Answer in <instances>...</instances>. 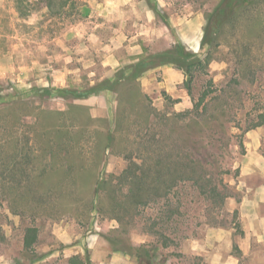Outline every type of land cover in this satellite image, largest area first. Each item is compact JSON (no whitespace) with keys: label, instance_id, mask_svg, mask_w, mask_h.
<instances>
[{"label":"rangeland","instance_id":"obj_1","mask_svg":"<svg viewBox=\"0 0 264 264\" xmlns=\"http://www.w3.org/2000/svg\"><path fill=\"white\" fill-rule=\"evenodd\" d=\"M220 2L156 0L158 13L149 19L127 4L108 12L109 0H80L78 13L66 18L39 0H0V264H92L91 257L104 256L87 247L93 240L135 256L134 264H211L218 245L235 264H264V121L256 126L264 117V0H238L220 35L202 45ZM122 19L121 31L100 30ZM182 37L197 38L186 50L203 56L210 49L212 57L193 80V98L172 60L130 80L134 62L172 50ZM106 78L109 87L88 91ZM105 137L111 146L102 151ZM59 139L77 142L73 161L83 165L76 169L115 175L100 194L101 210L95 199L88 211L94 192L85 173L63 180L62 151L53 155V171L43 173L51 160L47 142ZM12 152L16 160L7 163ZM25 165L36 179L23 180ZM141 171L149 187L157 174L162 183L134 206L125 192ZM27 186L32 195L21 198ZM45 187L59 198L37 211ZM15 200L37 206L12 213L9 206L20 209ZM29 225L38 228L34 249L23 247ZM211 228L224 230L222 242L199 253L193 242ZM81 240L83 253L71 263L69 247Z\"/></svg>","mask_w":264,"mask_h":264},{"label":"trees","instance_id":"obj_2","mask_svg":"<svg viewBox=\"0 0 264 264\" xmlns=\"http://www.w3.org/2000/svg\"><path fill=\"white\" fill-rule=\"evenodd\" d=\"M39 1L46 6L47 10L52 16H61L63 18H66V17H71L73 14H77L79 11L78 9L80 5V0H39ZM237 1L238 0H221L219 5L208 16L206 25L203 30V35L201 38L202 45L207 43V38L212 37V36L213 38H216L220 35L223 24L227 20L229 15L232 13L233 7ZM148 5L155 13H158L159 8L157 6L156 0H154L153 3L148 4ZM211 58L212 57L210 54V49L209 50L207 49V51L203 54V56L202 55L197 56V54H195L194 52L190 50H186V45L184 43H182L181 41H178L172 50L167 49V50L160 51L154 54H148V56L142 57L136 62H134L130 70L131 71L130 80L135 82L137 75L140 72L150 68L154 64V62L163 64V63H167L168 61L172 60L177 63V67L181 69L183 74L185 75L184 87L188 95L191 96V98H193V94H192L193 80L195 79L196 74H199L200 72H203V73L207 72V68L211 61ZM110 85H111V80L109 78H106L98 82L94 86H92L88 91L90 93L98 92L104 88L109 87ZM207 94H208V91H203L200 94V98L198 102L194 104V108H196L200 102L204 101ZM263 121H264V117L261 118L260 122H258L256 126L261 125ZM58 134H62L65 136L67 132H65V130L63 129V130H60ZM13 137L15 136L13 135ZM107 139H106L107 142L103 144L102 151H104L107 147L111 146L110 144L111 140L109 139V137H107ZM47 144L50 146V149H48V151L50 152L51 160L50 162H47L45 164L49 166L47 168L42 169L43 173H46V172L50 173L53 171L54 164H52L53 162L51 161H53V155H55L56 153H59V151H62L65 156L63 158L65 160V163H62V166H61L62 172H63L62 176H63L64 181H68V182L75 181L77 174L85 173L83 168H80V169L75 168L79 165L80 166L83 165L82 162L79 161L77 163L76 161H73V155L80 154V150L78 148L77 142L69 141L65 139H59L55 142L54 141H51V143L47 142ZM69 145H72V146L68 148ZM240 145H242V142H240ZM15 152H12V156L10 155L9 158H7V163H11L16 160ZM26 158L29 159L28 155H26ZM27 159H24V160H27ZM79 159L80 157L77 156L76 160H79ZM25 167L26 165L21 168V172L23 174V180L32 181L33 179H36L34 178V175L31 173V170L29 169V167L28 166L27 168ZM124 176H125V179L128 177V175L126 174ZM148 177L149 176L144 172L142 173V171L138 173L134 172L131 180L129 181L130 186H128L125 192V195H126L127 200L133 203L134 206H137L139 203L146 201L147 197L151 193H153V191L157 190L158 187H155L156 183H162L161 182L162 175L157 174L154 176V179H153V182H155L154 186L149 187L146 184ZM114 178H115V175L113 173H108V174H101V173L95 174L94 172L85 173V177L83 180L86 184L92 186V190L94 192L90 200V203H89L88 211L92 210L93 207H95L94 205L95 199H97V206H96L97 209L101 210L100 205H99L100 194L104 192V190L107 189V184H111ZM95 186H97V188H95ZM26 188L27 189L20 194V197L30 199L32 195V189L29 186H27ZM42 190L43 191L39 194L33 191L34 192L33 197H37V194H38L39 200H37L36 202H40L41 203L40 205L38 206L37 204L33 205L34 202L32 203V201H31V204H28L29 200L23 202L20 205H17L20 201L15 200L14 205L19 206L20 209L18 210L14 208V206H9L10 211L12 213L22 214L26 211H30L29 209L31 208L32 209L36 208L37 206V211H39L42 208L44 212L45 211L44 208H46L50 204L49 202L46 201V199L52 200V199H55V197L56 198H59V197L57 196V189H55L54 187H45ZM114 199L115 201H117L116 196L114 197ZM0 206L1 207L3 206L1 199H0ZM171 213H175V212L173 211ZM233 213H234V216L236 217L238 213L237 209H234ZM113 217L116 218L117 216H113ZM171 217H172L171 214L168 215L169 219ZM235 225H236L235 230L238 231L239 229L238 223L236 222ZM239 232L242 233V231L240 230ZM37 234H38V228L36 226L29 225L25 227L23 239H22L23 247L25 249H34V245L38 238ZM167 239L169 238L163 236V241H162L163 246L167 245V241H166ZM77 259H78V255H73L69 258V262L72 263L76 261ZM85 262L87 264L88 261H85Z\"/></svg>","mask_w":264,"mask_h":264},{"label":"crops","instance_id":"obj_3","mask_svg":"<svg viewBox=\"0 0 264 264\" xmlns=\"http://www.w3.org/2000/svg\"><path fill=\"white\" fill-rule=\"evenodd\" d=\"M109 2H111V3L106 5L108 7L107 8L108 12H110L111 8L116 9V10H118V9L122 10L123 5L127 4V5H130V11L133 10L136 13L135 17L139 16L137 14H140V16H143V17H149V19H152V18L154 19V17H155V12L149 7L146 0H109ZM113 5H116L117 8ZM136 7L139 9V11L137 10ZM126 23H127V20L122 19L116 23L109 24L106 26L101 24L100 30L109 29L112 31H121L122 29L126 28L125 27ZM128 23H132L134 25H139L140 27L144 26V23H139L138 20H136V19L133 20V18H131L130 22H128ZM180 41L182 43H184L185 45L192 47V46L196 45L197 38L193 37V39H191L190 37H182L180 39ZM240 212H241V217H242L243 216V206L242 205L240 206ZM60 235H61V236H59L60 241H62L63 243H68L67 240H65L62 237L64 234H60ZM224 235H225V232L222 228H211L206 232L202 241L195 240L193 242L194 248L197 249V251L199 253L200 252H207L208 249H211L212 247H215L217 244H220V242H222ZM93 241L89 242L87 247L89 249H92L94 252L103 253L104 256L102 258L95 257V256L91 257L90 261H93L92 264H134L135 263L131 259L133 257H131L129 255L123 256L122 254H118L116 252H111L110 248L107 246V242H105L104 240H102L99 243L100 244L99 246H95V242H93ZM71 245L72 246L69 247L70 250H68V251L71 252L72 255L70 254L69 257L73 256V254L78 255V253H81V254L83 253V248H84L83 240L77 241ZM196 247H199V248H196ZM219 247H220L219 245H218V247H215V251H213L212 255L210 253V256H209L211 259L210 263L211 264H235L237 259L234 256H232L231 254H228L227 257L222 258V253L220 252ZM67 248H65V249H67ZM74 248H78V249L73 251ZM134 258H135V256H134Z\"/></svg>","mask_w":264,"mask_h":264}]
</instances>
